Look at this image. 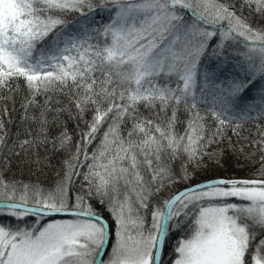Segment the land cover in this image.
Returning a JSON list of instances; mask_svg holds the SVG:
<instances>
[{"label": "snow or ice", "instance_id": "6c2138e0", "mask_svg": "<svg viewBox=\"0 0 264 264\" xmlns=\"http://www.w3.org/2000/svg\"><path fill=\"white\" fill-rule=\"evenodd\" d=\"M18 93L26 138L0 120V150L85 127L51 186L0 176V264H264V132L251 176L191 183L264 121V0H0L5 115Z\"/></svg>", "mask_w": 264, "mask_h": 264}, {"label": "trees", "instance_id": "16d2710c", "mask_svg": "<svg viewBox=\"0 0 264 264\" xmlns=\"http://www.w3.org/2000/svg\"><path fill=\"white\" fill-rule=\"evenodd\" d=\"M87 11V9H85ZM247 14V11H245ZM73 16L79 14L73 13ZM255 26V23L254 25ZM22 98V93H18L15 96L16 103L13 105L12 101L7 102V107L9 112L7 115L3 113L4 105H0V120H3L8 130V142L11 144L13 141L19 137L23 140L25 136L26 126L21 121L22 109L20 108V102ZM73 113L75 109L72 110ZM90 118V116H89ZM85 127L84 122H79V128L77 127V120L70 117V115L65 112L61 117L60 122L54 125L51 128L53 136L58 135L60 132L64 131L67 128L69 134L72 136L71 143L66 145L63 148L53 149L52 144L49 143L46 146H41L38 150L31 149L28 152H23L19 148L16 149L19 152L17 154H8V149L3 148L0 150V176L3 177L6 181H21L24 183L28 182H40L45 186H51L56 182L59 176H63L65 171L64 161L68 160L72 153L75 152L76 142L80 140L79 132ZM130 127V125H129ZM182 130V129H181ZM238 134H234L232 126L229 125L225 128V134L222 142L228 141V136L232 135L243 138L246 140V144L242 145L243 148H247L246 151L243 150L240 152V164L239 166H234L230 172H227L222 175L225 177H245L251 176L256 169L259 168L261 163V152L259 151V144H253V141H259L261 137L258 135L259 132H264V121H260L259 125L257 123H246L241 128L237 129ZM2 134V133H0ZM99 143V140L95 141L90 147L89 151L92 148L96 147V144ZM220 147V145H219ZM38 161V162H37ZM179 168L177 162V170ZM208 174L205 169L199 170L196 172L195 179L191 183L197 181L200 178L206 177ZM75 179V178H74ZM186 186L185 183H178L175 189L170 191H175ZM86 187V182L81 176L77 183L74 186V191L79 190L80 188ZM167 195V193H165ZM99 211L103 212L107 218L108 213L103 209L99 204L96 205ZM3 222L8 223L9 218L3 217ZM12 222L15 223L14 218ZM181 234L179 232L174 234L172 243L176 242V239L179 238ZM259 239V237H258Z\"/></svg>", "mask_w": 264, "mask_h": 264}, {"label": "rangeland", "instance_id": "374dc122", "mask_svg": "<svg viewBox=\"0 0 264 264\" xmlns=\"http://www.w3.org/2000/svg\"><path fill=\"white\" fill-rule=\"evenodd\" d=\"M245 144H246L245 139L233 136V134L231 136L229 135L228 141L222 142L220 144V149L223 150V157L221 159L220 166H216L210 163L208 167L205 168L208 175L198 180L210 179L216 177H225L222 176L224 172L225 173L230 172L234 166H239V164L241 163L239 161L241 158L240 152L245 149L246 151L248 150L247 148L242 149L243 148L242 145Z\"/></svg>", "mask_w": 264, "mask_h": 264}, {"label": "water", "instance_id": "95a60500", "mask_svg": "<svg viewBox=\"0 0 264 264\" xmlns=\"http://www.w3.org/2000/svg\"><path fill=\"white\" fill-rule=\"evenodd\" d=\"M216 178H217V177H216ZM210 179H213V178H210ZM206 180H208V179L198 180V181L193 182V183H200V182H203V181H206ZM186 186H187V185H186ZM186 186H185V187H186ZM182 188H184V187H182ZM182 188H181V189H182Z\"/></svg>", "mask_w": 264, "mask_h": 264}]
</instances>
